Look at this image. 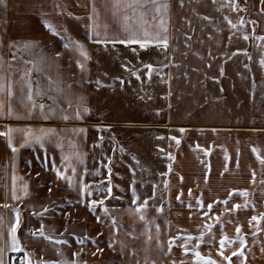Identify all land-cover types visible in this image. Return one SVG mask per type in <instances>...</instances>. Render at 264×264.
I'll return each instance as SVG.
<instances>
[{"label":"crops","instance_id":"obj_1","mask_svg":"<svg viewBox=\"0 0 264 264\" xmlns=\"http://www.w3.org/2000/svg\"><path fill=\"white\" fill-rule=\"evenodd\" d=\"M152 2L147 0L143 16L129 13V27L140 38H144V31L166 34V51L155 44L142 49L137 44L96 43L97 39L126 38L120 14H113L112 0H4L0 4V74L12 82L13 88L12 97L6 91L0 94L5 113L9 102L13 110L12 116L0 115V133L13 129L11 139L17 149L14 153L8 136L0 135V248L4 249V264H16V254L21 253L8 247V231L17 211L21 245L24 237L31 238L25 232L31 224L30 214L93 213L88 206L92 200H103L94 208L105 212L135 208L145 199V208H162L168 213L212 212L214 221L201 223L198 228L204 233L198 249L202 256L222 263L217 251L221 236L235 240L240 235L246 241L242 249L246 259L237 254L231 257L232 264H264V164L252 151L255 147L264 156V66L253 61L255 53L264 54V40L258 39L264 36V12L252 13L249 25L238 29L225 17L236 23L247 16L221 13L218 5L219 12L207 14L205 9L202 14L191 13V9L202 11V1L183 2L179 16L174 0H154L157 5L168 6L159 12L152 8ZM256 4L264 6L260 0ZM161 17L166 33L159 27ZM253 22L260 27L256 36ZM46 24L60 35H54ZM210 25L214 28L211 31ZM62 37L80 41L89 59L65 48L68 40ZM179 37L184 42L181 52L187 57L207 52L228 55L224 62L212 63L214 69L230 73L220 72L208 84L213 95L210 101L182 102L180 108L175 104V39ZM206 45L213 49H202ZM77 60L85 65L84 71ZM149 63L159 68L150 78L144 67ZM29 79L32 101L27 100ZM41 103L45 113L54 109L48 120L41 117ZM77 105L89 109L82 113V119L75 117ZM61 109L68 115L67 120ZM28 128L56 131L45 138L41 147L18 131ZM172 137L178 138L179 144ZM81 178L89 184L92 195L81 196ZM109 178L111 197L106 191H95L105 188ZM176 183L183 190L180 204L175 201ZM133 187L138 197L136 205L132 204ZM197 197L204 202L203 208L196 204ZM213 201L209 210L207 204ZM233 205L239 207L234 209ZM252 216L261 219L251 220ZM207 225L214 231L212 243L210 233L205 232L209 230ZM237 225L241 228L239 234L235 231ZM238 246V240L226 244L225 253L230 255ZM78 255L73 259L77 260ZM42 258L38 255L32 263L45 262Z\"/></svg>","mask_w":264,"mask_h":264},{"label":"rangeland","instance_id":"obj_2","mask_svg":"<svg viewBox=\"0 0 264 264\" xmlns=\"http://www.w3.org/2000/svg\"><path fill=\"white\" fill-rule=\"evenodd\" d=\"M192 1L195 2L196 0H174L175 14L181 16L183 13V11L181 12L182 3ZM200 1H202V6L199 10L202 11L196 12L191 9V13L203 12L202 14H204L205 9L207 14L213 13L214 10H217L218 5L220 6V9H218L221 13L246 15L248 18L249 15L259 10L261 11L264 7L257 6L256 0H234L239 5V10H234L229 6V0H210L209 3L205 0ZM247 20L249 18L243 19L244 23L242 25L240 21L233 23L238 29H244L247 24L249 25ZM208 27L210 31L214 29L211 25ZM252 27L256 36L260 29L259 24L255 22ZM211 41H214V39ZM200 42L202 46L205 45L204 39L200 40ZM183 44L184 42L181 37L175 39V50L177 52H175L174 100L175 104L179 105V108L182 102L190 101L198 103L212 98H209L212 93L208 84L213 83L218 73H230L228 70H218L212 67L214 61L216 63H219L220 60L224 62L228 55L207 52L203 54H189V57H187L188 55L185 56L181 52ZM202 49L209 51V49L212 50L213 48L206 45ZM262 57H264L263 53H255L253 58L254 63H258ZM187 61L190 63H186ZM198 66L202 68H198ZM206 88L210 92H207ZM182 192L183 190L176 183L175 199ZM180 200L181 198L175 201L180 204ZM130 209L134 208L108 210L105 212L95 209L93 213L77 215L70 213L50 215L30 214V227L24 230L33 239L24 237L25 239L21 240L20 246L23 251L16 254V262L18 261L16 264H21L25 252H27L28 260L31 261V264H33V259L38 255L43 256L44 264H61L63 261H73L76 250L75 243H77L79 254L78 259L75 261L78 264H85V262L86 264H153V262L155 264H173V262L175 264H198L191 249L196 248L198 250L199 245L193 239L187 243L186 246L189 251L185 252V238L188 235L198 237L199 232L201 233L198 229L201 227V223L214 221V214L212 212L204 216L198 213H168L165 209L158 211L153 208H143L142 214L144 219H140V213L131 211ZM97 217L100 218L99 221ZM112 217L115 218L116 226L112 224ZM157 225L159 226L158 228ZM41 227H43L46 236L52 237L51 240L39 235H32L33 232L38 231ZM20 229L23 231V228ZM205 232L207 235L210 233V238H206H209L212 243L214 231L211 230L209 232V230H206ZM77 237L86 239V242L83 245L79 244L76 239ZM58 240H66L68 243H56ZM93 240L95 243H92ZM110 243L111 246H109ZM169 244H171V250H169ZM211 248L213 249V246ZM97 249H101L102 251H98ZM221 264H225L224 261Z\"/></svg>","mask_w":264,"mask_h":264},{"label":"snow or ice","instance_id":"obj_3","mask_svg":"<svg viewBox=\"0 0 264 264\" xmlns=\"http://www.w3.org/2000/svg\"><path fill=\"white\" fill-rule=\"evenodd\" d=\"M3 3H4V0H0V4H3ZM146 3H147V0H112L111 7L113 9V14L114 15H116L117 13L120 14V16L122 18V21H123V25H124L123 26V30L126 33V38H123V39H120V40H108L106 38L105 39H97V40H95V42L99 43V44H109V43H111L113 45H115L116 43H120V44H124V45L137 44L142 49L146 48L149 44H155V45H157V47L162 46L163 50L166 51L168 49V47H169L168 37H167L166 34L163 35V36H161L159 33H156L154 35H150L147 31H144L143 32V37L144 38H140V34L137 31L132 30L129 27V20H130L129 13L132 16H135L139 12L140 16H143L144 12L147 10L146 7H145ZM260 3L262 5H264V0H260ZM151 6L157 12L160 11L161 7H163L165 10L168 7L166 4L163 5V6L155 4L154 0L152 2ZM229 6H231L234 10H239V5L236 4L234 2V0H229ZM92 10H93V14H96V6H95V4H93ZM121 10H123V11H121ZM261 11L264 12V8H262ZM91 18H92V16H90V19ZM205 19H210V18L209 17H205ZM225 19L227 20V22L233 28L236 27V25L233 24L232 21L228 17H225ZM243 23H244V21H243V19H241L240 20V24L242 25ZM46 26L48 28H50L51 32L54 35H60V33L57 31V29L55 27H53L52 25L46 24ZM159 27L161 29H163V31L165 33L167 32V28H166V26L164 24L163 17H161V19L159 21ZM99 35H100V33L97 32L96 36L99 37ZM105 36H107V33H105ZM247 38H248L247 35H245L244 39H247ZM62 39H67L68 40V43H65L63 45L65 48H70L72 50L78 51L79 54L84 58V60L89 59L87 51L85 50L84 45L80 41H72L71 38H65V37H62ZM258 39L264 40V36L258 37ZM25 47H27V44H25ZM237 51H239V50H237ZM57 56H59V53H57ZM249 59H251V58L249 57ZM259 62L261 64V66H264V57H262ZM76 63H77V66L80 67L82 71L85 70V65L83 63H81L80 60H77ZM122 67L127 69V65H122ZM144 67L147 69V74H148L149 78L151 77V73L154 70L159 71L158 67L154 69V66L152 64H150V63L149 64H145ZM245 67H247V65H245ZM133 74L136 75L137 73L133 72ZM116 79L121 80V83H123L122 78L117 77ZM99 83L100 82L97 81V84H99ZM26 87H27V100L28 101H32L33 91H32V84H31V80L30 79L26 82ZM21 90L23 91V86H22ZM5 91H6L8 97H12V95H13L12 82L10 80H6L5 77L2 74H0V94L5 93ZM35 107H36V104L32 103V108H35ZM39 107L41 109V117L44 120H48L49 119V115L54 113V109H52V108H50L48 110V113H45L44 112V104L43 103L39 104ZM69 107H71V104H69ZM88 111H89V109L87 107H84L83 105H77V108H76V111H75V117L77 119H82L83 118L82 117V113H87ZM5 114H7L8 116H12L13 115V110H12L11 103L10 102L8 103L7 112L5 113V104H4L3 100H0V115H5ZM61 115L63 116V119H65V120L68 119V115L66 113H64L63 109H61ZM12 131H13V129L9 128L7 130V132L0 133V135L8 136L9 147L15 153L17 151V149L12 144V139H11V132ZM18 131H22L24 133V136L26 137V140L39 142L41 144V147H43V142H44L45 138L47 136H49L50 134H54L56 130L52 129V128H40L39 130H34L32 128H28L26 130L18 129ZM79 131L83 132L84 129H79ZM181 131H183V129H181ZM101 139H103V137H101ZM171 139L176 140L177 144H179V142H180L179 139L176 138V137H172ZM252 151L254 153H257V157L260 160V163L264 164V156H260L259 153H258V150L255 147H253ZM168 158L172 159V156H171L170 153L168 154ZM66 159L67 158L65 157V160ZM109 162H110V160H109ZM170 168H171V165H169V169ZM72 171H73V173H75V171H76L75 168H73ZM85 171H87V169H85ZM108 172H109V174L111 173V167H108ZM57 175L58 176L61 175V173L58 170H57ZM255 176H256V173H255V171H253L252 172L253 182H255ZM181 179H182V177H181ZM13 181H15V177H13ZM69 183L71 184V180L70 179H69ZM79 183H80V194H81V196H84L86 194L89 195V196L92 195V189L90 188L89 184H86V183L83 182V178L80 179ZM97 183H100V182H97ZM134 184H135V181H133V185ZM165 185L167 186V181H165ZM153 187H155V186H153ZM26 191H27V186L25 185V192ZM95 191H97V192L106 191L107 192V196L111 197L112 196V185H111L110 178H109L108 184L106 185L105 188H99L98 187V188L95 189ZM232 191L235 192L237 190L233 189ZM231 194L232 193L230 192L229 196H231ZM241 194L242 195H246L247 193L243 192ZM154 195H155V191H153V196ZM189 195H191V189H189ZM132 197H133L132 204L136 205L138 197H137V194H136V191H135L134 187L132 189ZM13 198L14 199L17 198L16 195H15V192H13ZM176 199L179 200L180 196L177 195ZM213 203H215V201H213L212 203H208L207 204V208L209 210L212 209ZM225 203H226V201H225ZM96 204H101L102 205L103 204V200H99V201L92 200V201H90L88 206H89L90 209L95 211L94 206ZM196 204L198 206H200L201 208H203L205 206L204 202L199 197L196 198ZM145 207H147V199H145L142 204H140L137 207H135L134 209H130V210L131 211H135L137 213H140V219H144V216L142 214V209L145 208ZM189 207H192V205L190 204ZM238 207H239V205H233L234 209L238 208ZM157 210L158 211H162L163 209L159 208ZM45 211H47V209H45ZM105 211H107V209H105ZM203 215L207 216L208 213H203ZM99 219L100 218L97 217L98 221H99ZM217 219H219V218H217ZM259 219H261V217H258V216H252L251 217V220H259ZM111 220H112L113 226H116L115 218L112 217ZM0 222H2V221H0ZM19 225H20V214H19V211H17L16 212V221H15V223H13L11 225V227L9 228V231H8V236L10 238V244L8 245V247H9V249L11 251H14V252L23 251V249L20 246V241H19L18 236H17V229H18ZM158 227L159 226L157 225V228ZM207 227L209 229V232H211L212 226L211 225H207ZM235 231L238 234L240 233L241 228H240L239 225L236 226ZM32 235H39V236L44 237L45 239H48V240L52 239V237L46 236V234L43 231V227H41V229H39L38 231L33 232ZM76 239H77V242L79 244H81V245H83L86 242V239H82L80 237H77ZM149 239H151V237H149ZM170 239H173V238H170ZM193 239H195L196 244L199 245L204 239V233L201 232L198 237H193L192 235H188L185 238V245H184V251L185 252L189 251V249L186 246L187 243L192 241ZM235 240L239 241V246L236 247L234 250H232L230 255L226 254L225 253V245L226 244H229V245L234 244ZM235 240L227 237L226 235L221 236V238L219 240V245L220 246L217 249V251H218L219 256L221 257V260L224 261V262H227V264H232V259H231L232 256H236L237 254H239L240 257H244V252L242 251V249L244 248L246 241L244 240L243 236H240V235H237ZM173 242H174V240H173ZM56 243H68V241H66V240L60 241V240H58V241H56ZM92 243H95V241L93 240ZM109 246H111V243H110ZM97 250L98 251H102L101 249H97ZM169 250H171V244H169ZM191 250L194 252L195 258L197 259L199 264H221V261L212 259L210 256H208V257L202 256L200 251H198L196 248H193ZM3 255H4V249L0 248V264H4ZM74 255H78V253H74ZM244 259H246V257H244ZM21 264H31V261L28 260L27 252L24 253V259L21 260ZM41 264H44V262H41ZM61 264H78V262L75 261V260H73V261H63V262H61ZM85 264H86V262H85ZM153 264H155V262H153ZM173 264H175V262H173ZM242 264H243V261H242Z\"/></svg>","mask_w":264,"mask_h":264},{"label":"built area","instance_id":"obj_4","mask_svg":"<svg viewBox=\"0 0 264 264\" xmlns=\"http://www.w3.org/2000/svg\"><path fill=\"white\" fill-rule=\"evenodd\" d=\"M19 260V259H18Z\"/></svg>","mask_w":264,"mask_h":264}]
</instances>
